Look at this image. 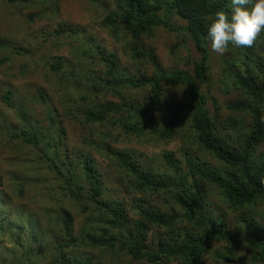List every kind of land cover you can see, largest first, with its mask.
Instances as JSON below:
<instances>
[{"label":"trees","instance_id":"1","mask_svg":"<svg viewBox=\"0 0 264 264\" xmlns=\"http://www.w3.org/2000/svg\"><path fill=\"white\" fill-rule=\"evenodd\" d=\"M8 1L30 2L50 17L58 8V0ZM110 2L101 26L114 40L129 44L128 59L149 63L151 74L136 76L114 52L93 44L94 34L70 31L68 36L78 37L83 45L77 50L78 63L90 62L85 70L87 90L79 91L78 99L58 102L59 110L47 103L44 121L32 118L22 100L17 122L1 128L4 145L26 143L36 149L23 160L34 162L36 168L46 166L56 188L66 190L93 223L78 240L70 236L71 214L60 209L56 219L65 239L49 245L50 250L41 248L45 236H52L49 227L39 223L44 202L27 208L12 198L32 200L37 189L32 195L24 191L42 179L16 175L7 190L0 176V264H98L95 256L77 250L78 243L102 248L113 264H203L206 255L232 263L242 251L244 261L264 264V228L258 225L264 209V31L251 47L230 44L217 56L214 68L207 25L216 11H230V0ZM158 29L180 32L190 41L198 54L191 70H161L154 47L145 42ZM61 59L51 62L49 69L59 72ZM167 86L186 91L183 100L167 97ZM212 88L230 98L219 102ZM134 90L142 96L130 97ZM9 94L4 98L11 105ZM37 97L43 101L46 95L39 90ZM64 119L88 129L80 135L88 147L71 145V153L65 150L69 144ZM115 126L124 135H154L165 141L177 137L179 155L164 150L156 170L145 169L129 152L110 148ZM94 151L112 159L125 183L123 195L131 194L129 198L105 183ZM211 194L221 207L208 200ZM149 195L159 204L148 201ZM228 214L234 215L233 223ZM41 252L39 263L32 254Z\"/></svg>","mask_w":264,"mask_h":264},{"label":"rangeland","instance_id":"2","mask_svg":"<svg viewBox=\"0 0 264 264\" xmlns=\"http://www.w3.org/2000/svg\"><path fill=\"white\" fill-rule=\"evenodd\" d=\"M110 7H112L110 0H97L96 4L89 3L88 0H58L57 11L53 13V17H50V13L45 14L46 11H42L41 8L30 2L21 4L16 1L0 0V176L3 180L2 187L5 189L6 185L7 190L12 187V181L16 175L21 179L26 177H33L36 180L42 179L31 183L24 191L25 194L32 195L30 193L37 189L36 197L32 200H19V197H13L12 200L14 203L21 201L27 208L34 204L37 206L39 201L44 202L42 205L44 211L39 214V223L46 224V227L51 230L52 236H45L42 245H40L43 249L49 245L54 246L57 240L64 241L65 239L62 225H60L59 219H56V217L59 218L56 214L58 210H68L67 212L71 214L70 236L78 238V240L93 222H90L87 214L82 213L79 207L71 201L72 198L66 190L61 191L56 188V182L50 176L46 166L36 168V165H33L34 162L31 164L23 160L36 149L26 143L13 145L15 147L8 146V144L4 145L6 137L2 135L4 132L1 131V128L8 122H17L16 117L19 114V107L23 106V101L26 102L32 118L43 120L44 114L49 110L47 103L53 102L54 107L59 110L58 102L65 103L69 97L78 99L80 93L84 91L83 89L87 90L85 70L91 67L90 62L86 60L78 63L77 50H80L83 45H81L78 37L71 36V38L68 36L70 31L77 32L80 36L89 33L94 34L96 42L92 43L114 52L122 64L127 66L129 71L136 76H139L140 73L151 74L152 67L149 63L144 60L133 62L128 59L125 52L127 53L129 44L114 40L101 26V19ZM175 21L179 24L182 23L178 19ZM59 30L63 32L58 33ZM145 42L154 47L159 66L163 72L191 70V62L198 55L190 41H186L177 31L169 32L158 29L155 35L146 39ZM180 42L184 44L181 45ZM210 55L211 63L215 68L219 54L210 49ZM61 57V62L58 64L59 72L51 71L49 64ZM83 67L85 68L84 72ZM167 87L168 91L165 93L167 97L179 101L183 100L186 91L182 92L178 89L174 90L170 86ZM215 89L212 88L211 90L218 96L219 102L230 98V95L220 93ZM39 90L46 95L43 101L37 97ZM7 92L10 93L8 100L11 105L4 98ZM49 96H52V99H49ZM129 96L138 99L142 96V92L134 90ZM208 105H210L209 102ZM31 125L36 128L32 119ZM63 125L69 144L68 148L65 149L64 147L67 152L71 153V145L87 146L81 142L80 135L88 134V129L81 128L75 122L67 119H64ZM119 132L116 126L112 127L110 135L112 139L109 140L110 148L129 152L132 158L145 169L156 170L157 158L164 150H173L176 155H179L177 148L180 144L177 137L165 141L156 138L154 135L135 136L133 134H119ZM37 153L38 151H36ZM93 154L105 183L112 189L119 190L123 195L122 186H125V183L118 178V172L115 170L117 167L115 168L112 159L106 154L107 159L97 151H94ZM34 160L36 157L31 158V161ZM63 188L65 189V187ZM130 195L123 196L129 198ZM159 198L161 199V197ZM146 199L151 203L159 204L158 199L153 195L147 196ZM208 200L213 206L221 207L213 194L208 195ZM259 216L258 225L264 228V209ZM227 219L233 223L234 215L228 214ZM151 234L154 236L156 231L153 230ZM50 248L51 246L47 250ZM77 250L84 252V254H92L97 258L98 264H113L111 258L103 254L102 248L90 249L88 246L78 243ZM43 252L32 254L37 259L39 258V263ZM47 255L50 256V253ZM245 255L246 253L242 251L232 263H219L213 260L210 255H206L203 264H250L248 261H244Z\"/></svg>","mask_w":264,"mask_h":264},{"label":"clouds","instance_id":"3","mask_svg":"<svg viewBox=\"0 0 264 264\" xmlns=\"http://www.w3.org/2000/svg\"><path fill=\"white\" fill-rule=\"evenodd\" d=\"M229 12L218 10L207 25L206 40L212 52L229 47H251L264 31V0H230Z\"/></svg>","mask_w":264,"mask_h":264}]
</instances>
